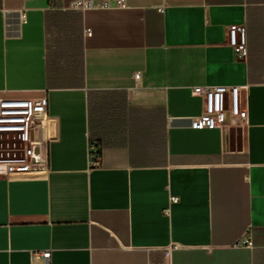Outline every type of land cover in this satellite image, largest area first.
<instances>
[{
	"label": "crops",
	"instance_id": "obj_1",
	"mask_svg": "<svg viewBox=\"0 0 264 264\" xmlns=\"http://www.w3.org/2000/svg\"><path fill=\"white\" fill-rule=\"evenodd\" d=\"M126 4L0 0V97L50 120L42 173L0 165V264H264V0ZM216 85L244 126L193 127Z\"/></svg>",
	"mask_w": 264,
	"mask_h": 264
},
{
	"label": "built area",
	"instance_id": "obj_2",
	"mask_svg": "<svg viewBox=\"0 0 264 264\" xmlns=\"http://www.w3.org/2000/svg\"><path fill=\"white\" fill-rule=\"evenodd\" d=\"M117 8H126V0H110ZM109 7V3L103 4ZM85 8L91 7V4H84ZM90 35V32H86ZM228 44L235 52L238 58H247L248 38L245 26H230L228 28ZM139 79V75H135ZM240 86H196L192 88V94L202 99L203 114L193 123L194 128H210L228 131L231 126H244L248 120L247 109L241 104ZM0 115L7 117L0 118V121L11 123L8 129L20 134L22 140L31 146H44V154L48 143V98L43 96L37 99H8L0 97ZM39 133V137L35 134ZM43 145V146H42ZM94 164V162H93ZM7 168V173L11 175L30 174L31 171L23 170L21 165L13 163H0ZM44 169L39 172L42 173ZM38 174V173H37ZM172 203H177L176 197L171 198ZM238 246L253 247V242L249 233H247ZM36 255L44 259L45 264H50L51 252H37Z\"/></svg>",
	"mask_w": 264,
	"mask_h": 264
},
{
	"label": "rangeland",
	"instance_id": "obj_3",
	"mask_svg": "<svg viewBox=\"0 0 264 264\" xmlns=\"http://www.w3.org/2000/svg\"><path fill=\"white\" fill-rule=\"evenodd\" d=\"M5 117L7 116L0 115V118ZM11 125L0 121V163L19 164L23 170L31 171L30 174L41 172L45 162L44 146L42 145V151L38 145L31 148L18 132L8 129Z\"/></svg>",
	"mask_w": 264,
	"mask_h": 264
},
{
	"label": "bare ground",
	"instance_id": "obj_4",
	"mask_svg": "<svg viewBox=\"0 0 264 264\" xmlns=\"http://www.w3.org/2000/svg\"><path fill=\"white\" fill-rule=\"evenodd\" d=\"M4 166V165H3ZM6 171H7V168H6Z\"/></svg>",
	"mask_w": 264,
	"mask_h": 264
}]
</instances>
